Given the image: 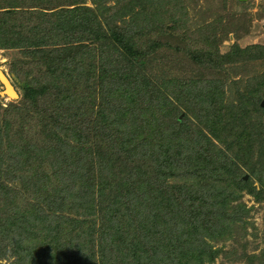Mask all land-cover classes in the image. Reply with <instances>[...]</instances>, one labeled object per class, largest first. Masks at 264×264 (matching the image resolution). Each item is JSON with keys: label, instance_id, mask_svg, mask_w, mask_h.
Masks as SVG:
<instances>
[{"label": "trees", "instance_id": "16d2710c", "mask_svg": "<svg viewBox=\"0 0 264 264\" xmlns=\"http://www.w3.org/2000/svg\"><path fill=\"white\" fill-rule=\"evenodd\" d=\"M86 2L0 0V48L25 79L0 105V264L213 261L244 220L236 191L257 195L242 167L264 187V80L229 96L223 76L264 45L192 43L205 73L160 76L193 1Z\"/></svg>", "mask_w": 264, "mask_h": 264}, {"label": "rangeland", "instance_id": "374dc122", "mask_svg": "<svg viewBox=\"0 0 264 264\" xmlns=\"http://www.w3.org/2000/svg\"><path fill=\"white\" fill-rule=\"evenodd\" d=\"M192 1L190 4L195 7L188 10V22L185 25L187 36L181 44H178L177 41L178 36L183 34V30L176 34L177 38L169 39V47L162 50L151 62L156 74L170 78L178 77L181 80L187 77H196L199 73L204 74L205 70L194 66L187 54L192 43L199 45L202 41H215L218 43L221 53L228 52L233 43H238L242 48L248 45H264V0H241L244 2L243 6H246L247 20L244 22L235 21L236 23L231 20L232 12L241 9L236 0H215L212 2V7L217 9L215 15L207 14L205 3H202V0ZM86 3L90 5L88 0ZM166 28L169 29L170 24H166ZM187 37L192 38L190 40ZM19 57L16 50L0 48V67L11 77L17 86L19 97H21L22 81L25 79L19 77L22 74H16L13 66ZM228 70L229 73L225 74L223 79L229 96L235 95L239 89L243 90L248 79H252L256 74H260L264 80L262 58L252 60L246 65L245 63L237 64ZM2 91L3 88L0 86V105L2 107L19 99L13 100L9 96L2 95ZM0 151L3 152V159L6 153L3 149ZM262 170L264 171V167ZM256 171L257 173L251 174L247 167H242L241 174L243 177L247 175V178L243 179L250 181L257 195L252 194L246 188L236 191L241 197L238 202H232L231 205L242 203L245 206L246 213L242 225L238 224L240 227H236L223 241L215 243L214 247L220 248L221 252L213 261L204 264H264V187L259 180L262 174L259 175L260 168L258 166Z\"/></svg>", "mask_w": 264, "mask_h": 264}, {"label": "water", "instance_id": "95a60500", "mask_svg": "<svg viewBox=\"0 0 264 264\" xmlns=\"http://www.w3.org/2000/svg\"><path fill=\"white\" fill-rule=\"evenodd\" d=\"M0 83L3 87V91L1 92L2 95L9 96L13 100L19 98V94L12 85L11 80L7 77V75L2 71L1 68H0ZM260 105L264 108V98L261 100ZM183 115L184 114L182 113L179 116V118H181ZM243 178L246 179L247 175H245Z\"/></svg>", "mask_w": 264, "mask_h": 264}, {"label": "flooded vegetation", "instance_id": "af4514ba", "mask_svg": "<svg viewBox=\"0 0 264 264\" xmlns=\"http://www.w3.org/2000/svg\"><path fill=\"white\" fill-rule=\"evenodd\" d=\"M1 68V67H0ZM2 69V68H1ZM2 71L7 75V77L11 80L12 85L14 86L15 90L18 92L17 86L14 84L13 80L11 79V77L2 69ZM0 86L2 87L1 83ZM3 88V87H2ZM19 94V92H18Z\"/></svg>", "mask_w": 264, "mask_h": 264}]
</instances>
